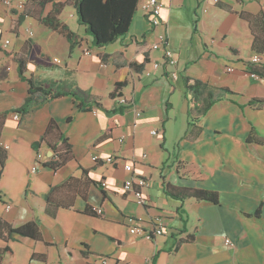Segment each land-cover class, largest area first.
Segmentation results:
<instances>
[{"label": "crops", "instance_id": "0c3cea01", "mask_svg": "<svg viewBox=\"0 0 264 264\" xmlns=\"http://www.w3.org/2000/svg\"><path fill=\"white\" fill-rule=\"evenodd\" d=\"M159 1L161 26L152 28L137 8L128 33L100 48L82 26L74 30L62 19L63 12L60 21L79 36L71 52L63 35L29 16L18 26L17 38L6 32L9 45L3 50L9 54L0 50V149L7 156L0 173V218L15 227L36 222L42 242L0 239V249L10 251L0 256V264H99L102 258L108 264H264V146L245 141L252 126L264 138V104H248L264 99V79L251 74L260 66L251 62L257 55L251 46L253 32L261 33L264 26V0ZM240 14L253 17V29ZM12 17L2 11L0 23ZM162 32L177 60V80L159 71L141 74L160 60L161 52L149 47ZM82 34L90 40H81ZM28 39L50 67L27 63L26 77L62 91L78 90L91 108L79 109L80 99L68 95L25 114L11 112L27 97L28 84L20 79L12 55ZM259 57L264 61V52ZM184 76L233 94H221L190 125ZM117 83H124V106L109 97ZM50 120L68 139L73 155L56 171L44 166L51 151L40 143ZM113 156L133 163V171L108 163ZM33 166L35 174L30 173ZM131 176L147 183L141 189L144 206L123 191ZM166 183L215 191L219 203L173 200L164 194ZM50 191L52 202L61 206L54 217L47 213ZM93 207L103 215L84 213ZM156 217L164 222L163 235L130 234L128 219H141L149 231Z\"/></svg>", "mask_w": 264, "mask_h": 264}, {"label": "trees", "instance_id": "16d2710c", "mask_svg": "<svg viewBox=\"0 0 264 264\" xmlns=\"http://www.w3.org/2000/svg\"><path fill=\"white\" fill-rule=\"evenodd\" d=\"M32 2L34 3L33 6H24L22 13L18 15L15 26L18 27L23 20L29 16L49 30L63 35L69 42V50L71 52L73 41H76L79 36L72 32L66 24L60 21L59 17L64 9L72 7L75 10L77 23L84 28L85 34L91 37L92 45L100 48L114 43L128 33L133 17L137 11L139 0H32ZM240 16L248 21L252 28L253 17L242 14H240ZM10 30L15 36L18 35V31L13 28V25H11ZM251 48L258 56L263 54L264 26L261 33L257 34L253 32ZM0 50L4 51L1 46ZM4 52L9 54L6 51ZM12 56L17 64V72L20 79L28 84V91L23 104L11 112L25 114L48 100H55L68 95H71L74 99H80L78 104L79 109L91 108L88 102L83 101L84 95L78 90L62 91L54 84H36L31 77H26L27 63L31 62L36 66L50 67L46 59L40 55L39 46L33 43L30 39L24 42L20 52L15 53ZM131 66L132 68H135V66ZM251 74L264 79V61L260 64L259 68L252 69ZM182 82L185 90V97L188 101V124L190 125L200 117L205 116L210 109L220 101L221 94H233L228 89L214 88L189 76H184ZM123 87L124 83L115 84L109 97H122L120 90ZM248 104H264V99H252ZM96 106L102 108L100 103H96ZM239 107L242 109V106ZM120 111H122V109H119V112ZM70 120L71 118L69 117L67 121ZM245 141L246 143H254L264 146V138L259 136L253 126L251 127L249 135ZM40 143H45L52 152V156L44 166L53 171L61 168L73 158L68 139L60 132L54 120L48 122L46 131L40 139ZM38 145L39 143H35L33 145L34 149L37 150ZM6 158L5 151L0 149V173L4 168ZM83 173H87V171L83 170ZM93 184L102 187L101 182H93ZM163 191L166 196L177 201L194 199L196 201L215 205L219 203L218 193L211 190L175 187L166 183L163 185ZM52 201V191H50L46 195V202L48 204L47 213L51 217H54L56 210L61 206ZM51 203H54L55 206H49ZM260 210L261 206L257 208L255 214L259 215ZM84 213L98 216L92 208H86ZM14 236L30 238L35 242H42L38 224L36 222L29 221L15 227L11 223L0 218V239L3 242L8 243ZM8 252L10 253L6 246L0 249V256L3 253Z\"/></svg>", "mask_w": 264, "mask_h": 264}, {"label": "built area", "instance_id": "2783aa9c", "mask_svg": "<svg viewBox=\"0 0 264 264\" xmlns=\"http://www.w3.org/2000/svg\"><path fill=\"white\" fill-rule=\"evenodd\" d=\"M5 4L8 8H15V9H22L24 6V3L22 0H5ZM162 3L159 0H146L143 2L138 3L137 8H139L145 18L148 20L150 26L152 28H157L162 25L160 12L162 9ZM150 50L153 51H160L161 52V58L159 61H153L150 63V68H145L142 70L141 74L144 77H150L156 72H160L163 75H167L172 80L178 79V73L176 72V64L177 60L172 53V51L168 47V35L166 32L158 33L156 35L155 41L150 44L149 47ZM85 54H89V49H86L84 51ZM251 62L255 65H260L263 60L258 55H254L251 59ZM228 72L233 71L232 68L226 69ZM118 103L121 106L126 105L128 102L123 97L117 98ZM136 116H140V112H136ZM17 118V114L15 115ZM152 134H155L153 131ZM123 139H119V142H122ZM52 156V152H51ZM50 156V157H51ZM145 155H143V158ZM37 161H41L43 158L40 153H37L36 155ZM94 161H97V157L93 158ZM108 163H112L113 165H121V163H124L123 168L125 171L131 173L133 171V163H125L121 159L113 157L107 158ZM37 172V166H33L30 169V173L35 174ZM147 185L145 179L140 177H134L131 176L129 179L125 180L123 183V191L125 193H131L137 204L139 205H146L147 200L143 196L141 189H143ZM101 186L106 187L105 182H101ZM10 206L7 205L6 209H9ZM92 210L98 215L102 216L103 211L101 208L93 207ZM129 222L133 223V226L129 228V232L132 235H141L144 238L152 239L157 236H161L164 234V222L161 218L156 217L150 224H151V230L146 231L143 229L144 224L142 223L141 219H128ZM226 245H230L229 240H225ZM99 264H108L107 259L102 258L99 261Z\"/></svg>", "mask_w": 264, "mask_h": 264}, {"label": "rangeland", "instance_id": "374dc122", "mask_svg": "<svg viewBox=\"0 0 264 264\" xmlns=\"http://www.w3.org/2000/svg\"><path fill=\"white\" fill-rule=\"evenodd\" d=\"M23 3H24V6H33L34 3L32 2V0H22ZM24 6L22 9H15V8H8L5 4V0H0V8L2 9L3 12H6L9 16H14V18L12 17L11 18V23L10 21H8L7 19L3 22V23H0V46L6 50L9 43L7 42V40L5 39V36L7 35L6 32H10V25H13V28L16 29V31H18V27L15 26V22L17 20V16H18V13H22L23 9H24ZM2 11H0L2 13ZM62 19H66L67 21H69V23H71V26L74 30H76V27H78V23H77V18H76V15H75V10L72 8V7H68L66 9L63 10V14H62ZM71 17V18H70ZM10 23V24H9ZM5 32L6 34L4 35V38L2 39L1 41V35H2V32ZM19 35V33H18ZM15 36L16 38L18 37ZM8 40H10L11 42H13V36L12 35H8L6 37ZM81 40H84V41H89L90 38H88L85 34H82L81 35ZM124 163H121V166L123 167Z\"/></svg>", "mask_w": 264, "mask_h": 264}, {"label": "water", "instance_id": "95a60500", "mask_svg": "<svg viewBox=\"0 0 264 264\" xmlns=\"http://www.w3.org/2000/svg\"><path fill=\"white\" fill-rule=\"evenodd\" d=\"M49 156H51V152L49 153Z\"/></svg>", "mask_w": 264, "mask_h": 264}]
</instances>
